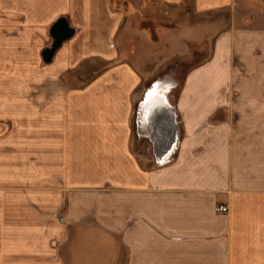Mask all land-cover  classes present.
I'll return each mask as SVG.
<instances>
[{"label": "crops", "instance_id": "0c3cea01", "mask_svg": "<svg viewBox=\"0 0 264 264\" xmlns=\"http://www.w3.org/2000/svg\"><path fill=\"white\" fill-rule=\"evenodd\" d=\"M230 2L0 0V264H264V81L219 94L235 53L262 72L264 28L217 38L178 95L119 44L135 9Z\"/></svg>", "mask_w": 264, "mask_h": 264}, {"label": "rangeland", "instance_id": "374dc122", "mask_svg": "<svg viewBox=\"0 0 264 264\" xmlns=\"http://www.w3.org/2000/svg\"><path fill=\"white\" fill-rule=\"evenodd\" d=\"M123 3L125 0H122L121 5ZM256 6L258 0H231L229 6L209 10L208 34L205 32L208 25L205 16H194L193 10L187 4L180 8L150 4L145 11L142 8H138L139 11L135 9L133 37L130 38V34L126 32L129 26H123L119 33L120 49L123 53L128 47L135 50L133 62L146 63L144 69L153 77L156 76L157 80H174L177 87L172 94L178 95L190 69L201 66L213 57L217 38L228 31L237 35L238 32L244 33L246 29L254 30L256 26L264 28L263 24L254 26L251 23L253 14L257 12ZM255 15L258 16L257 13ZM206 36H209L208 39ZM121 59L128 60L124 55ZM232 64L237 69L236 77L232 76L235 89L232 92L225 88L219 94H236L238 84L253 80L254 75L258 80L264 81L263 61L261 66L256 65L258 69H262L261 73L249 71L250 69L246 72L236 53L232 57ZM217 74L218 80H224L223 76L227 75L222 72ZM64 78L71 81L76 79L72 74L65 75Z\"/></svg>", "mask_w": 264, "mask_h": 264}, {"label": "built area", "instance_id": "2783aa9c", "mask_svg": "<svg viewBox=\"0 0 264 264\" xmlns=\"http://www.w3.org/2000/svg\"><path fill=\"white\" fill-rule=\"evenodd\" d=\"M216 211H217L218 213L225 214V213H227V207H225V206H223V205L218 206V207L216 208Z\"/></svg>", "mask_w": 264, "mask_h": 264}, {"label": "water", "instance_id": "95a60500", "mask_svg": "<svg viewBox=\"0 0 264 264\" xmlns=\"http://www.w3.org/2000/svg\"><path fill=\"white\" fill-rule=\"evenodd\" d=\"M55 39H56V42H55V45L54 46H57V44L60 43L61 40L63 39V36L61 37V36H56L55 35Z\"/></svg>", "mask_w": 264, "mask_h": 264}, {"label": "bare ground", "instance_id": "6f19581e", "mask_svg": "<svg viewBox=\"0 0 264 264\" xmlns=\"http://www.w3.org/2000/svg\"><path fill=\"white\" fill-rule=\"evenodd\" d=\"M151 92H152V91H149L147 95L152 96V94L150 95Z\"/></svg>", "mask_w": 264, "mask_h": 264}]
</instances>
